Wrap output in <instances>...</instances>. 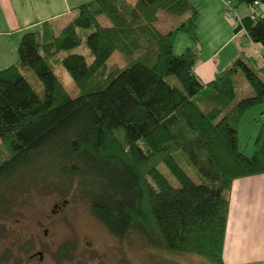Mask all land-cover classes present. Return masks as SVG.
Here are the masks:
<instances>
[{
	"label": "trees",
	"instance_id": "trees-1",
	"mask_svg": "<svg viewBox=\"0 0 264 264\" xmlns=\"http://www.w3.org/2000/svg\"><path fill=\"white\" fill-rule=\"evenodd\" d=\"M236 1L252 9L235 29L262 45V66L238 58L208 83L194 69L200 12L191 0H91L58 33L48 20L24 33L18 60L0 70V183L55 160L62 183L51 185L77 181L116 236L225 264L232 183L264 173V115L252 155L239 140L245 113L264 102V15L254 13L264 0ZM162 12L178 18L168 31ZM134 30L145 36L138 45ZM179 33L192 43L181 54ZM121 50L126 64H111Z\"/></svg>",
	"mask_w": 264,
	"mask_h": 264
},
{
	"label": "rangeland",
	"instance_id": "rangeland-1",
	"mask_svg": "<svg viewBox=\"0 0 264 264\" xmlns=\"http://www.w3.org/2000/svg\"><path fill=\"white\" fill-rule=\"evenodd\" d=\"M197 1L202 2V0ZM230 1L239 18L252 13V9L245 3ZM221 2H223L222 15L226 18V5L224 0ZM199 7L206 10L204 2ZM254 13L256 16H263L264 5H258ZM76 14L77 12L70 17L52 21L55 32H60ZM160 16L158 27L163 31L174 27L173 24L178 19L165 12ZM226 21L231 22L227 18ZM212 23L214 31L220 29L223 32L226 28L218 18ZM206 33L211 32L206 30ZM182 36L187 42L188 37L179 33L176 39V51L183 46ZM144 38L140 31L134 30L129 41L138 45ZM203 39L205 41L198 46L201 47L202 43L208 41L206 35ZM207 47L210 48L209 45ZM252 49L253 54L250 55L254 56L257 66L261 67L260 53L256 48L252 47ZM124 50L114 55L111 64L118 66L126 64L123 57ZM76 51L85 53L89 61L93 59L88 49H84L83 46ZM181 53L183 52L179 54ZM56 73L63 80L68 91L74 95L77 86L66 69L58 67ZM38 91L40 94L43 93L42 89ZM262 111H264V103L248 110L240 126L241 147L249 155L255 151V138L263 122ZM58 166L55 160H41L29 164L18 172L14 179L0 183V264H208L197 255L178 254L150 246L137 234L123 238L116 236L93 214L90 200L81 194L77 181L73 187L64 190L59 186L51 185L52 182L56 185L62 183L55 177L59 170ZM161 168L168 173L164 166ZM173 183L178 184L175 179ZM56 204L62 205V209L55 211ZM46 229L48 234H45ZM66 243L73 245L75 258L60 263L53 253ZM27 247H31V251H47L44 263H40L38 258L29 263L25 254Z\"/></svg>",
	"mask_w": 264,
	"mask_h": 264
},
{
	"label": "crops",
	"instance_id": "crops-1",
	"mask_svg": "<svg viewBox=\"0 0 264 264\" xmlns=\"http://www.w3.org/2000/svg\"><path fill=\"white\" fill-rule=\"evenodd\" d=\"M88 1L91 0H0V70L18 60L24 33L35 28L39 30L44 21L70 17L77 12V6ZM191 1L200 12V43L205 41L203 36L208 37V41L199 46V62L194 68L204 82L214 80L238 58H254L250 55L252 47L259 51L262 59V45L251 41L243 30L237 31L235 25L223 17L221 0ZM203 2L206 10L199 7ZM216 18L226 27L223 32L212 29ZM181 39L183 46L179 50H175L177 42L174 45L177 53L192 45L189 38L187 42L183 36ZM263 115L264 111L262 118ZM239 140L241 147V127ZM223 259L225 264L264 263V173L240 177L232 183Z\"/></svg>",
	"mask_w": 264,
	"mask_h": 264
},
{
	"label": "flooded vegetation",
	"instance_id": "flooded-vegetation-1",
	"mask_svg": "<svg viewBox=\"0 0 264 264\" xmlns=\"http://www.w3.org/2000/svg\"><path fill=\"white\" fill-rule=\"evenodd\" d=\"M67 202L65 201L64 204H66ZM55 211H57L58 209L61 210L62 209V205L60 204H56L55 205ZM45 234H48V229L45 230ZM65 247V244H63L62 246L59 247V249L54 252V256L55 258L58 260V262L62 263V262H67V261H72L75 258V254L74 252H69L68 254L66 252H64L63 248ZM25 254L26 256V260L30 263L32 261H34V259L38 258L40 263H44L45 261V255L47 253V251L44 250H37V251H31V247H27L25 249Z\"/></svg>",
	"mask_w": 264,
	"mask_h": 264
},
{
	"label": "built area",
	"instance_id": "built-area-1",
	"mask_svg": "<svg viewBox=\"0 0 264 264\" xmlns=\"http://www.w3.org/2000/svg\"><path fill=\"white\" fill-rule=\"evenodd\" d=\"M226 9H225V17L230 20L234 25L241 24L242 23V18H239L238 15L236 14L234 10V6L231 3L230 0H224ZM252 18H255V16H252ZM243 31L246 33L248 36L247 32L245 29ZM249 38V36H248ZM250 39V38H249Z\"/></svg>",
	"mask_w": 264,
	"mask_h": 264
}]
</instances>
